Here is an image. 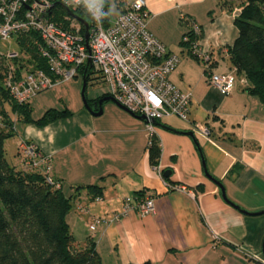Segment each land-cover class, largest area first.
<instances>
[{
  "label": "crops",
  "instance_id": "0c3cea01",
  "mask_svg": "<svg viewBox=\"0 0 264 264\" xmlns=\"http://www.w3.org/2000/svg\"><path fill=\"white\" fill-rule=\"evenodd\" d=\"M145 1L148 30L180 55L171 81L192 94L188 120L169 116L153 124L162 148L159 165L150 164L147 120L111 100L94 115L70 90L54 88L61 83L29 99L39 112L33 117L49 108L70 114L44 126L17 122V153L9 161L22 167L18 144L23 139L51 155L53 177L62 182L65 195L74 196L66 217L70 229L80 246L95 241L103 264H264V216L246 215L226 201L203 165L204 159L230 201L249 211L264 209V103L239 80L222 94L206 81V64L180 43L199 26L198 46L208 51L211 70L229 71L228 46L238 36L239 9L218 0ZM175 130L193 131L194 137ZM166 169L171 170L168 181L159 174ZM90 184L102 187L101 199L86 188L75 191ZM139 191L140 197H155L154 212L124 211V198ZM115 214L121 216L114 219ZM94 216L106 220L91 230Z\"/></svg>",
  "mask_w": 264,
  "mask_h": 264
},
{
  "label": "built area",
  "instance_id": "2783aa9c",
  "mask_svg": "<svg viewBox=\"0 0 264 264\" xmlns=\"http://www.w3.org/2000/svg\"><path fill=\"white\" fill-rule=\"evenodd\" d=\"M106 0H0V40L11 42L17 34L36 32L39 52L47 60L49 73L34 68L17 73L9 66L4 86L16 100H29L41 91L78 77L87 70L98 73L109 85V93L130 112L144 116L150 134L154 133L153 121L176 116L188 120L192 94L182 92L169 78L180 61L177 53L170 52L164 43L148 30L149 12L145 0H131L116 16L107 19ZM59 7L88 15L89 37L85 39V25L74 16L64 15L55 19ZM195 33L200 30L194 26ZM185 40L188 37L184 38ZM192 53L206 64L208 84L222 94L230 93L237 80L242 84L235 68L224 73L211 70L210 55L195 43ZM7 60L20 57V51L0 50ZM203 132L210 133L208 127ZM151 142L149 137L148 144ZM22 167L40 170L46 182L59 187L61 182L53 177L52 158L32 141L18 144ZM162 176V172L159 171ZM185 189L183 185L171 186ZM101 199L100 196L96 197ZM124 211H134L140 216L155 211V197H126ZM121 214H115L118 219ZM106 220L94 216L90 229Z\"/></svg>",
  "mask_w": 264,
  "mask_h": 264
},
{
  "label": "trees",
  "instance_id": "16d2710c",
  "mask_svg": "<svg viewBox=\"0 0 264 264\" xmlns=\"http://www.w3.org/2000/svg\"><path fill=\"white\" fill-rule=\"evenodd\" d=\"M110 1H105L107 19L113 17ZM114 1L117 14L129 4L124 5V0ZM218 3L231 10L239 9L234 17L238 36L228 46L229 61L237 75L245 78L246 82L242 84L244 90L264 103V0H242L237 6L231 0H218ZM64 13L68 15V9L59 7L55 19L63 17ZM79 15L81 18L88 17L81 10ZM197 27L199 33H195L193 26L180 42L195 58L198 57L192 53V48L202 35L200 27ZM185 37L188 39L185 40ZM13 38L20 57L7 60L0 55V264H103L95 241L89 240L84 246L77 243L66 219L74 196L65 195L62 182L59 180V187L53 186L46 182L40 170L13 165L7 158L5 142L16 135L17 122L44 126L70 114L65 109L49 108L42 116L34 118L29 100L20 102L12 97L4 86L9 66L17 68L18 74L34 68L49 73L47 60L39 52L36 32L17 34ZM91 74V70H87L80 75L86 77L89 83ZM107 95L111 94L107 92L99 98ZM93 100L89 99L90 102ZM150 137L151 142L147 146L149 160L152 166L157 167L162 153L161 142L155 133ZM163 172V179L168 181L169 176L165 177ZM84 188L92 193L93 198L101 196L103 192L97 184L77 186L75 191ZM137 193V198L143 194L141 191Z\"/></svg>",
  "mask_w": 264,
  "mask_h": 264
},
{
  "label": "rangeland",
  "instance_id": "374dc122",
  "mask_svg": "<svg viewBox=\"0 0 264 264\" xmlns=\"http://www.w3.org/2000/svg\"><path fill=\"white\" fill-rule=\"evenodd\" d=\"M231 1L237 6V5L240 4V2L242 0H231ZM109 3L111 5L112 16L114 17L117 14V12H118V8H117L116 3H115L114 0H111ZM64 15L66 16L65 13H64ZM0 50H2V51H8V50L16 51V50H18V47H17L16 41H15V38L11 39V42H8V41L3 42V41L0 40ZM83 79H84L83 76L80 75L77 78H73L72 80H70L72 82H70L69 80L68 81H64L63 83H61L60 85H58L57 87H54V88L62 89V90L67 91V92H69V90H70V94H73L74 93V95L77 98V100L79 102H83L82 95H81V89H82V85H83ZM69 84L71 86L70 88L67 87V86H69ZM103 91L104 92L105 91H109V85L107 83H105L104 81L101 80V78L99 77L98 73L93 72L91 74V80L87 84V90H86L87 98L88 99H92L91 97L93 95H95L97 93L100 94ZM48 92L46 94H43V95L47 96ZM33 107H35V106H33ZM38 113H39L38 110H36V108H35V111L33 110V114H35L36 116H38ZM138 116H140V115H138ZM18 137H19V135L18 136L16 135L14 137L8 138L6 140V142H5L6 143V147L8 148L7 149V152H8L7 158H8V160H10L11 158H13V154L14 153H17V142H18V140H16V139H18ZM262 216H264V214L258 215L257 217H254V218H260Z\"/></svg>",
  "mask_w": 264,
  "mask_h": 264
},
{
  "label": "water",
  "instance_id": "95a60500",
  "mask_svg": "<svg viewBox=\"0 0 264 264\" xmlns=\"http://www.w3.org/2000/svg\"><path fill=\"white\" fill-rule=\"evenodd\" d=\"M69 13L74 15L75 17H77L70 9H68ZM84 25H85V28H86V32H85V39L88 40V37H89V20L86 19V18H81V17H77ZM87 78L84 77L83 79V85H82V89H81V95H82V99H83V102H84V105L92 112V114L94 115H100L103 111V103L106 101V100H111L113 102H115L119 107H121L122 109L130 112L126 107H124L122 104H120L119 102H117V100L111 96V95H107V96H104L102 98H99L95 103L91 104L89 99L87 98V95H86V90H87ZM131 114L135 115L134 113L130 112ZM137 116L138 118H141V119H145L147 120L144 116H138V115H135ZM153 123H158V121H153ZM177 132H182V133H186L190 136H193L194 137V133L193 131H183V130H175ZM197 143V146L200 150V147H199V144L198 142L196 141ZM203 165H204V169H205V173L207 174V176H209L210 178H212L219 186H220V189H221V194L223 196V198L228 201L229 203L233 204L235 207H237L241 212H243L244 214L246 215H261V214H264V209L262 210H258V211H249V210H246L244 208H242L241 206L233 203L232 201H230L227 196H226V192H225V188L223 186V184L213 178L211 176V174L208 172V170L206 169V165H205V162H204V159H203ZM163 175L166 177V176H170L171 175V170L170 169H166L164 170L163 172ZM262 252H263V255H264V238H263V243H262Z\"/></svg>",
  "mask_w": 264,
  "mask_h": 264
},
{
  "label": "bare ground",
  "instance_id": "6f19581e",
  "mask_svg": "<svg viewBox=\"0 0 264 264\" xmlns=\"http://www.w3.org/2000/svg\"><path fill=\"white\" fill-rule=\"evenodd\" d=\"M68 13H69V11H68ZM70 14V13H69ZM70 15H72V14H70ZM72 16H74V15H72ZM77 16V15H76ZM75 17V16H74ZM78 17V16H77ZM77 17H75V18H77ZM78 19V18H77ZM92 73L94 72V71H91ZM76 78V77H75ZM163 178V177H162ZM166 181V180H165ZM166 185H168L170 188H172L171 186H174L175 184H172V185H170L168 182H166ZM178 185V184H177ZM174 189V188H173Z\"/></svg>",
  "mask_w": 264,
  "mask_h": 264
},
{
  "label": "flooded vegetation",
  "instance_id": "af4514ba",
  "mask_svg": "<svg viewBox=\"0 0 264 264\" xmlns=\"http://www.w3.org/2000/svg\"><path fill=\"white\" fill-rule=\"evenodd\" d=\"M97 100H98V99L93 100V101L91 102V104L95 103Z\"/></svg>",
  "mask_w": 264,
  "mask_h": 264
}]
</instances>
